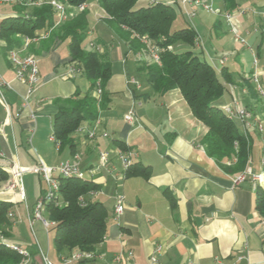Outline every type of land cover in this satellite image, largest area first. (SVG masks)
Instances as JSON below:
<instances>
[{"label":"crops","instance_id":"crops-1","mask_svg":"<svg viewBox=\"0 0 264 264\" xmlns=\"http://www.w3.org/2000/svg\"><path fill=\"white\" fill-rule=\"evenodd\" d=\"M150 2L138 0L137 4ZM86 4L88 26L83 47L99 49L98 53L110 65L111 76L103 88L109 103L99 111L95 121L84 122L71 135L73 147L59 148L50 140L55 114L68 107L67 101L75 93L80 96L87 93L90 85L83 72H67L69 65L74 64L70 61L69 40L62 38L54 27L47 38L31 42L23 50V54L36 58L40 76V84L29 98V107L23 108L22 97L27 87L15 78L7 59L12 48L0 37V78L8 84L0 87L6 104L0 99V168L8 175L6 181L0 182V201L11 204L8 212L13 218L28 221L35 244L31 251L28 249L31 243L11 240L14 221L10 219L2 227L4 239L25 248L30 255L29 264H43L42 255L47 257L48 243L45 253L33 231V224L38 221H32V210L44 195L45 183L39 173H24L20 188L10 190L7 188L10 169L32 168L39 162L57 167L66 161L75 162L74 157L78 156L77 163L85 178L100 185L99 191L86 198L100 201L108 211L105 236L93 250L95 257L81 264H116L113 257L125 256L128 251L134 264H264V226L254 207L255 191L251 183L233 185L231 180L236 173H230L228 168L234 160L218 163L206 155L201 139L207 129L192 115L179 90L159 95L144 84L132 93L128 91L127 80L134 76L128 71V62L139 72L136 65L139 60L104 19L99 0ZM212 4L218 14L187 5L196 10L194 21L185 18L200 43L192 48L184 44L175 48L193 49L220 76L225 90L214 105L222 108L236 101L253 116H259L264 124V102L249 80L257 73L264 89V0L230 3L212 0ZM237 7L251 10L233 20L246 44L234 40L222 15ZM13 13L11 4L0 3V21ZM76 14L72 11V17ZM16 38L19 43L13 48H21L22 36ZM254 55L256 66L252 62ZM222 72L229 82L224 81ZM130 107L136 116L133 124L123 119ZM232 121L242 132L240 122ZM92 128L95 136L89 138L86 131ZM102 132L109 137H102ZM247 138L250 144L247 167L263 174L264 132L252 129ZM122 146L132 152V163L149 168L147 178L113 179V173L121 170L118 153L124 150ZM99 151L109 153L110 172L95 170ZM254 151L258 152L256 161L252 159ZM116 193L124 195L125 204L119 222L113 219ZM76 253L77 250L54 253L51 264H61ZM153 257L156 263L151 261Z\"/></svg>","mask_w":264,"mask_h":264},{"label":"trees","instance_id":"trees-1","mask_svg":"<svg viewBox=\"0 0 264 264\" xmlns=\"http://www.w3.org/2000/svg\"><path fill=\"white\" fill-rule=\"evenodd\" d=\"M60 1L76 7L90 0ZM224 1L230 3L233 0ZM137 2L138 0H99V5L107 22L127 42L133 54L146 47L141 42V37L149 45L161 50L159 64L141 60L138 61L139 64L136 63L138 70L144 74L145 84L155 94L179 90L192 115L207 129L201 139L206 155L218 163L234 160L228 168L232 174L243 171L250 157L248 138L222 108L214 105L224 93L225 85L215 69L191 49L195 45V31L190 25L172 29L175 20L172 4L153 1L137 5ZM11 7L14 13L0 21V37L10 48L19 43L16 35L33 37L36 33L51 28L56 21L54 11L48 4L32 7L27 16L25 10L28 8L24 2H15ZM87 14L85 10L79 12L57 27L58 34L69 40L70 61L79 64L90 83L87 93L83 96L75 93L67 101L68 107L60 108L54 116L52 136L59 148L73 147L71 135L84 122L95 121L99 111L109 103V96L103 88L111 76L110 65L100 53L83 47L88 26ZM178 44L191 48L183 51L168 50V47L173 48ZM220 75L225 82L230 81L223 72ZM97 88L101 90L99 97L95 96ZM134 91L133 89L132 92ZM148 175L149 168L139 163H132L124 173V177L147 178ZM7 178V173L0 168V182ZM58 181L56 198L45 201L43 208L47 219L53 222L48 231L53 232L55 253L61 255L73 250L80 253L93 252L96 245L104 239L108 211L100 201L86 197L99 191L100 185L86 178L59 177ZM10 207V203L0 201L1 233L4 232L2 227L8 223L7 212ZM254 207L259 216L264 217V173L263 184H259L255 190ZM20 261L21 256L17 252L0 243V264H19Z\"/></svg>","mask_w":264,"mask_h":264},{"label":"built area","instance_id":"built-area-1","mask_svg":"<svg viewBox=\"0 0 264 264\" xmlns=\"http://www.w3.org/2000/svg\"><path fill=\"white\" fill-rule=\"evenodd\" d=\"M153 1H163L173 6L175 3H179L183 9V13L185 14L188 20H192L196 16V10L194 8H187V5L193 4L196 7H201L203 11L211 13V14H218V10L213 6L212 0H152ZM15 2L25 3L27 8L41 6L43 4H48L54 11L56 21L54 25L46 30H42L36 33L33 37L22 36L23 45L21 48H12L7 52V59L10 62L11 66L13 67L15 78L20 81L21 83L25 84L27 87L26 94L22 97V106L23 108L29 107V98L34 92V89L40 84V76H39V68L37 64V60L32 54H23V50L27 48V46L31 42H38L42 39H45L50 34L52 28L56 27L57 25L61 24L62 22L66 21L68 18L72 17L73 12H82L86 10L87 4L82 3L76 7H72L64 3L60 0H0L2 4H13ZM72 7V8H70ZM251 11L248 8L244 7H237L230 11H225L222 13L227 26L229 27V32L232 34V37L236 42L246 44L245 39L238 33L237 28L233 24V20L237 17L243 16ZM253 12V11H252ZM26 12V16H27ZM141 42L146 44V50L149 52L150 61L153 63L159 64V52L161 51L159 48L149 45L147 40L144 37H141ZM200 39L196 35L195 45H199ZM171 47H168L170 49ZM99 49H95L98 52ZM143 50V51H146ZM139 53L136 54V60H141L140 58L144 56L140 53V57L138 56ZM254 66L257 64V58L254 55L252 60ZM68 74H76L82 72L81 67L76 64L69 65ZM249 80L255 87L256 93L258 97L264 102V89L262 88L257 73H253L252 76L249 77ZM128 84V91L132 93V90H138L141 88V83H139L134 77H129L127 80ZM6 84L0 78V87ZM98 85V82H97ZM101 94L100 88L95 90V96L99 97ZM0 99L5 104V99L0 92ZM6 105V104H5ZM7 107V106H6ZM223 112L231 119H237L242 128V133L247 136V132L255 129L259 133L264 132V124L259 116H253L245 107L240 105L238 102L234 101L232 105H226L222 107ZM31 118H34V114L31 113ZM124 121L129 124H133L136 122L135 111L133 107H130L129 110L123 117ZM80 129V127H79ZM86 134L89 138H93L95 136V128H92L86 131ZM102 137H109V134L106 132L101 133ZM50 140L54 143L53 136L50 137ZM56 145H58L56 143ZM118 157L121 162V170L113 173V179H121L124 177L125 171L130 167L132 164V152L129 150H120L118 153ZM75 162H63L59 164L57 167H48L43 163L39 162V164L32 168H17L11 167L10 169V179L7 183V188L12 190L15 188H20L21 185V177L24 173H39L42 177L43 182L45 183V192L44 195L38 199L33 207L32 210V221L36 220L39 221L44 229L48 231V228L53 224L51 221H47L43 219L42 213L44 208V202L50 201L56 198L59 189V177L69 178L75 177L79 179L85 178V173L79 168L78 166V156L74 157ZM109 153L107 151H99L98 153V164L95 167V170H104L105 172H110L109 169ZM264 163V162H263ZM55 173V174H54ZM232 184L238 185L240 183L249 181L251 183L252 190H256L257 186L263 182V174L262 172L256 173L252 168L247 167L232 176ZM23 197V195H21ZM57 205H60L56 202ZM125 209L124 204V195L122 193H116L114 196V205H113V219L116 222H119L121 215L123 214ZM8 218L11 220L13 219V214L11 212L7 213ZM261 224L264 226V217L261 219ZM0 243L3 244L5 247L17 252L21 256V261L19 264H29V252L23 248L21 245L16 243L7 242L2 235H0ZM95 257L94 252H86L80 253L77 252L73 254L70 258L64 259L61 264H81V261L91 260ZM240 259V257H239ZM43 264H51L45 255H42ZM113 261L116 264H134L132 262V253L130 251L127 252L125 256L118 254L113 257ZM152 262L156 263L157 259L153 257L151 259Z\"/></svg>","mask_w":264,"mask_h":264},{"label":"rangeland","instance_id":"rangeland-1","mask_svg":"<svg viewBox=\"0 0 264 264\" xmlns=\"http://www.w3.org/2000/svg\"><path fill=\"white\" fill-rule=\"evenodd\" d=\"M68 5V4H67ZM138 5V4H137ZM72 8V7H70ZM73 9V8H72ZM174 9H175V20L173 22V25H172V29H178L182 26H185V25H188L187 23V20L185 18V15L183 13V9L181 7V5L179 3H175L174 5ZM31 10V7H29L27 10H25V12L29 13ZM86 11V10H85ZM75 13H79V12H75ZM88 15V14H87ZM104 19H106V16H104ZM107 20V19H106ZM195 20V18H193V21ZM60 25V24H59ZM59 25H57L56 27H58ZM55 27V28H56ZM64 42L66 43V41L64 40ZM91 45H93L92 43H90ZM171 47V46H170ZM173 48L171 47L170 49L168 50H172ZM143 50H146V47L145 48H142L140 49L138 52H136L135 54L139 53V57H140V53L143 54L144 57V62L146 63H151L150 61V57H149V52L146 50V51H143ZM174 50H176L175 46H174ZM142 59V58H140ZM141 61V60H139ZM143 61V60H142ZM74 64H76V62H73ZM140 62H138L137 64H139ZM153 63V62H152ZM78 64V63H77ZM79 65V64H78ZM128 71L130 73L133 72L134 74V78L139 82L141 83V85H144L145 84V76L144 74L140 73V72H137L135 71L134 66L131 64V61L128 62ZM256 91V90H255ZM261 119V118H260ZM257 154L258 152L257 151H254L253 152V157L252 159L254 161L257 160ZM27 187V186H26ZM28 188V187H27ZM24 202H22V205H23ZM42 217L43 219L49 221L46 217V215L44 214V212L42 213ZM13 222L14 225H12V237L13 239L11 240H16V239H19V240H22V241H25V242H29L31 243V245L29 246L28 249H30L31 251L33 250V245L35 244V241H34V237L32 235V231L29 227V223L28 221L22 219V220H19V218H13L11 219ZM33 231L35 233V236L37 238V241L39 243L40 246H42L41 248H43L44 252L46 253V246H47V243H48V252H47V258L49 259V262L52 263V259L54 257V253H55V249H54V245H53V232L52 231H45L43 226H41L40 222L38 221V224H33ZM0 235H2L4 238H5V235L3 233L0 232Z\"/></svg>","mask_w":264,"mask_h":264}]
</instances>
